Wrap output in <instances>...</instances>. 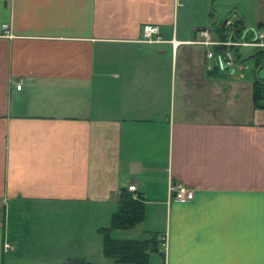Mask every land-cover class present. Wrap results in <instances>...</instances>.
I'll list each match as a JSON object with an SVG mask.
<instances>
[{
    "label": "crops",
    "instance_id": "1",
    "mask_svg": "<svg viewBox=\"0 0 264 264\" xmlns=\"http://www.w3.org/2000/svg\"><path fill=\"white\" fill-rule=\"evenodd\" d=\"M210 4L0 0V264H115L99 229L129 186L143 220L111 238L156 234L157 264H264V65L206 60ZM235 5L264 38V0Z\"/></svg>",
    "mask_w": 264,
    "mask_h": 264
},
{
    "label": "trees",
    "instance_id": "2",
    "mask_svg": "<svg viewBox=\"0 0 264 264\" xmlns=\"http://www.w3.org/2000/svg\"><path fill=\"white\" fill-rule=\"evenodd\" d=\"M209 14L212 16L211 9ZM210 29L219 33L221 23L216 26L213 21L209 25ZM235 27L242 28V22L238 19ZM241 26V28H240ZM236 60L239 55H235ZM254 59L256 67L264 65V50H256L250 56ZM252 103L254 108L264 109V82L254 80L252 86ZM144 212L141 200L132 199L130 193L123 189L119 192L116 202V209L110 215L108 226L99 229L101 234V254L104 258L112 260L115 264H148L149 255L157 254L158 241L157 235L151 234L146 241L138 240H116L111 238L113 231H126L134 228L143 220ZM66 264H88L82 260H69Z\"/></svg>",
    "mask_w": 264,
    "mask_h": 264
},
{
    "label": "built area",
    "instance_id": "3",
    "mask_svg": "<svg viewBox=\"0 0 264 264\" xmlns=\"http://www.w3.org/2000/svg\"><path fill=\"white\" fill-rule=\"evenodd\" d=\"M230 20L232 19L228 18L223 21L219 33L211 30L209 27L201 29L198 32V40L195 44L206 47V60L212 61L219 71L233 75L239 67V59L236 60L235 58V55H239V50L246 47L264 50V38L261 32H254L253 30H245L238 37H233L234 34H231L232 26L237 20ZM139 41L146 44L159 43L160 39L157 27L152 25L143 26ZM19 88L20 86L16 85L15 89L19 90ZM126 191L128 193H135V187L129 186L126 188ZM167 192L170 201L186 202L192 198V191L180 185H169ZM132 198H135V196Z\"/></svg>",
    "mask_w": 264,
    "mask_h": 264
},
{
    "label": "rangeland",
    "instance_id": "4",
    "mask_svg": "<svg viewBox=\"0 0 264 264\" xmlns=\"http://www.w3.org/2000/svg\"><path fill=\"white\" fill-rule=\"evenodd\" d=\"M238 2V0H236L235 2H219L218 0H211V4H210V9L212 12V20L214 19L213 23L218 26L220 23L222 24L224 20H227L228 18H231L232 20L230 21H235L236 20V11H235V4ZM230 10V11H229ZM215 18H214V16ZM241 28V26H240ZM251 30V29H250ZM245 30L243 29H239V27H235L234 25L232 26V32L231 34H234L233 37H238L239 35H241L242 32H244ZM246 34V33H245ZM251 52V50L248 49H243L240 50V56L243 57L244 54L247 55V53ZM248 61V60H246ZM246 68L244 70V73H249L250 72V68H247V66H250V63H245ZM264 73V71H263ZM134 232H132L133 234ZM157 256L156 254H151L149 255V260H148V264H157ZM87 263V262H86ZM90 264V263H88Z\"/></svg>",
    "mask_w": 264,
    "mask_h": 264
}]
</instances>
